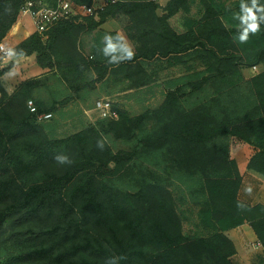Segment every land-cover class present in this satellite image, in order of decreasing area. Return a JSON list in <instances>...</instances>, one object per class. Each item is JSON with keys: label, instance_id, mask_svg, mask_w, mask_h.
I'll list each match as a JSON object with an SVG mask.
<instances>
[{"label": "trees", "instance_id": "trees-1", "mask_svg": "<svg viewBox=\"0 0 264 264\" xmlns=\"http://www.w3.org/2000/svg\"><path fill=\"white\" fill-rule=\"evenodd\" d=\"M230 1L118 0L15 45L74 91L90 71L94 84L123 76L127 89H135L148 79L146 67L166 62L186 69L159 106L134 117L101 118L65 137H50L38 120L57 106L33 100L42 78H27L8 92L2 77L13 62L0 60V264H105L111 256L125 257L118 264H234L226 231L243 223L262 246L264 264V206L238 199L242 178L228 142L253 147L246 169L264 179V25L247 44L234 40L240 0ZM25 2L0 0V42ZM194 5L196 16L178 33L169 19ZM118 13L129 18L125 34L135 58L110 65L101 48L85 58L76 48L78 35ZM253 67L258 70L246 76ZM30 99L35 113L26 106ZM109 135L132 147L114 151ZM58 153L74 163L57 164ZM190 214L194 229L184 232Z\"/></svg>", "mask_w": 264, "mask_h": 264}, {"label": "rangeland", "instance_id": "rangeland-1", "mask_svg": "<svg viewBox=\"0 0 264 264\" xmlns=\"http://www.w3.org/2000/svg\"><path fill=\"white\" fill-rule=\"evenodd\" d=\"M152 1L158 3L160 6H164L168 0ZM223 1L229 5L232 4L230 0ZM160 12L158 10L159 14ZM196 12L197 8L194 5L189 13H177L171 18V27L175 31H184L187 19L194 18ZM22 16L21 19L24 20L25 18ZM128 25H130L128 16L118 13L109 17L103 24L102 29L94 32L80 33L76 40V48L85 58H95L97 54L94 55V49H102L103 47L102 38L104 33L101 32H119L126 37L125 28ZM28 27L32 28L34 25L30 23ZM128 41L134 46L130 40ZM0 60L2 65H7L11 62L10 59L5 58L2 54H0ZM14 65H16L17 75L8 77L11 84L15 82L19 84L22 80L31 77H40L43 83L33 92V100L36 104L45 108H48L52 102L57 104L56 109L52 111V117L50 119L44 121L39 120L48 135L53 138L65 137L102 120L98 111L95 110V102L100 99H108L112 102L118 112V118L119 113L126 117H134L146 109L155 108L162 102L165 91L175 84L179 76L181 77L187 73L182 65L173 66L165 62L160 66V63H157L155 67H146L149 77L143 85L135 89H127L130 80L126 79V77L118 76L116 78H110L104 83L94 84L90 81L95 78V74L90 71L83 79L85 84L81 88H78L77 91H74V88H71L62 79L48 73V69H43L37 65L34 57L23 59L19 64L13 63L11 69ZM257 70L258 68L253 67L250 70H245L244 74L248 76ZM66 97L70 98L67 103L58 104L59 101ZM105 141L114 151L119 149L126 150L132 147L131 143L121 139H115L111 135L105 136ZM228 142L230 154L231 151L237 149L242 144L233 138L228 139ZM192 207L191 200H187L184 210L189 213L193 209ZM190 215L191 217L183 223L184 232H189L194 229L195 219L192 217L193 214Z\"/></svg>", "mask_w": 264, "mask_h": 264}, {"label": "crops", "instance_id": "crops-1", "mask_svg": "<svg viewBox=\"0 0 264 264\" xmlns=\"http://www.w3.org/2000/svg\"><path fill=\"white\" fill-rule=\"evenodd\" d=\"M23 16L25 19H21L20 15L18 21L12 26L3 39L2 43L6 47L13 48L35 31L34 27H28L30 23L33 25L32 19L29 16ZM171 18L169 19V23H171ZM103 24L92 32L102 29ZM177 32L180 33L181 31ZM31 57H34V55L23 57L20 61ZM10 61L16 64L15 60L10 59ZM5 77L6 75L4 74L2 77L3 84L8 92H12L18 83L15 82L11 84L8 80V76L7 78ZM253 152V147L244 143L237 149L231 151L230 157L234 159L242 178L237 196L239 200L249 203L250 205L261 204L264 206V179L246 169L248 160ZM249 188L251 192L247 191ZM226 234L232 240L236 249V253L232 257L234 264H262L261 258L263 257V248L261 245H258L257 237L248 223H243L232 228L226 231Z\"/></svg>", "mask_w": 264, "mask_h": 264}, {"label": "clouds", "instance_id": "clouds-1", "mask_svg": "<svg viewBox=\"0 0 264 264\" xmlns=\"http://www.w3.org/2000/svg\"><path fill=\"white\" fill-rule=\"evenodd\" d=\"M233 19L238 21L237 35L234 40L240 44H247L251 36H255L262 31L261 25H264V3H261V0H240L239 11L233 13ZM102 42L103 47L100 51L110 65L118 66L120 63L131 61L135 58L136 53L133 46L119 32L115 35L105 34ZM0 51L4 52L5 58L15 60L16 64H19V61L25 55L23 50L17 51L15 48L6 47L3 44H0ZM5 75L8 77L17 75L15 65ZM29 105H31V101H29ZM96 146L103 150L104 142L98 140ZM54 159L59 165H71L74 163L64 153L56 154ZM247 191L251 192V189L249 188ZM237 207L243 208V205L238 203ZM122 259H125V257L111 256L105 261V264H118V261Z\"/></svg>", "mask_w": 264, "mask_h": 264}, {"label": "built area", "instance_id": "built-area-1", "mask_svg": "<svg viewBox=\"0 0 264 264\" xmlns=\"http://www.w3.org/2000/svg\"><path fill=\"white\" fill-rule=\"evenodd\" d=\"M118 0H89L86 3H75L73 0H54L52 4L44 0H26L21 8L20 15L29 16L32 19L35 31L44 33L50 26L59 20L73 16H90L98 11H102L108 4H113ZM0 44H3L0 42ZM4 45V44H3ZM4 56V52L0 51ZM255 68V67H254ZM31 101V105H29ZM30 112H36L33 100H28L26 104ZM95 110L98 111L102 119H117L118 112L108 99H100L95 102ZM52 113H42L38 115V120H48ZM259 245V244H258Z\"/></svg>", "mask_w": 264, "mask_h": 264}]
</instances>
